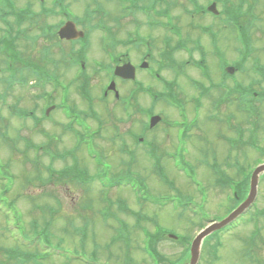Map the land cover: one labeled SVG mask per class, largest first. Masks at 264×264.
Wrapping results in <instances>:
<instances>
[{
  "label": "rangeland",
  "instance_id": "obj_1",
  "mask_svg": "<svg viewBox=\"0 0 264 264\" xmlns=\"http://www.w3.org/2000/svg\"><path fill=\"white\" fill-rule=\"evenodd\" d=\"M208 1L205 0V3ZM233 1L236 3L239 2V0ZM262 1V4L257 9L259 21L255 22V28H251L250 32L252 31V50H254L255 56L264 59V0ZM18 2L19 6L23 7L26 1L20 3V0H18ZM66 3L69 4L74 15L78 17L82 16L83 10L86 8L84 1L67 0ZM107 7L112 13H115L113 7ZM197 7L198 2L196 1L192 4L191 9L194 10ZM18 13L19 8L15 4L13 6V14L17 16ZM114 16L112 15V17ZM168 17L172 19V24L169 28L173 29L172 33L177 37V44L186 53L192 52L197 46L195 38H200V36L196 34L197 32H190L189 35L187 33L189 31L187 26H185L187 32L185 31L186 28L181 30L175 23V18L171 16V11L168 13ZM48 22H54L53 18H49ZM208 23H212V20H208ZM93 24H96L95 21ZM194 25L197 28L202 27L199 21H194ZM128 27L132 28L131 25ZM2 28L3 26H0V31ZM37 33L34 30L32 34ZM99 33V27H95L92 31L94 37H99ZM158 34L161 38L164 34H168V32H159ZM225 34H227V31L215 30L212 39L218 42ZM201 38L207 49L211 51L212 47L208 39L205 41L204 37ZM41 40H38L36 47L30 46L27 42H19L18 46L21 43L20 49H23L27 54H30L34 58L41 57V55L35 54L42 49ZM97 46H99L98 41ZM221 46L228 52L230 60L236 61L239 59L238 51L236 52V50L241 47V44L239 45L236 42V34L233 31L230 39L227 40L226 37L222 38ZM55 50L61 49L55 48ZM181 55V53H178L176 58H179ZM199 55V52H195L193 60H198ZM102 56L103 52L98 48L93 47L91 49V59H103ZM155 57L157 60L159 59V50L155 51ZM182 57V60L186 61L185 56L182 55ZM188 57L189 54H187ZM211 57V55H208L207 60L212 66L214 60ZM3 59L4 56L0 52V64L3 62ZM194 71L188 70L184 72L186 74L182 76L180 81V88L183 91V95L181 96L185 103L187 101L185 107L186 117L188 116L190 120L194 119L197 115L193 111V104L189 103V99L196 95L195 92L197 91L189 86L185 76L196 78ZM70 72L68 78H72L74 75V70H70ZM90 74L92 78L90 95L93 100V109L96 112V117H91L92 114L88 111L90 108L84 105H80V108L82 110L87 109L88 123L92 128V132H95L94 138L92 139V136L89 138L95 146V151L100 153V158L103 163L98 166L91 156H87L83 150L78 151V157L76 159L79 169L82 170V167L86 168L88 170V172H84L87 175L86 178L91 180H88L85 185H81L77 181L73 183L71 181L72 178L60 176L63 170L73 165L71 157L61 156L60 160H56L54 172L52 173L46 169L51 160L50 157L46 156V153H38L34 150L28 151L26 146L19 141L18 130L23 129V124L17 122L16 117L12 114H15L14 111L21 109L23 106L32 107L34 102L37 101L36 97L39 93L36 86L37 82L32 80L27 89L14 87L13 91L8 93V98H6L5 103H2L0 100V113L5 115V121L0 124V128H3L6 124L8 126L9 122L12 128L7 142H4L0 137V164L1 166H6V164L10 165L14 174L12 178L9 167H7L0 168V176L5 177L6 181H10L11 179L15 185V192L22 193V197L17 200L16 205H8V207L10 206L13 214L17 215L16 222L21 226L22 231H26V241H31L35 235L41 240L42 247H38L36 243L33 246L27 244L26 248L33 251L37 246L41 254H49L51 251H54L60 255H64L58 256L56 253L49 254V257L44 261L46 264H107V262L109 264H156L143 249L146 244L145 232L136 225V218L134 216L118 210L117 199L126 200L129 209L140 211L143 217L147 216L152 219L149 223L147 221H144L146 223H142V226L148 229L149 234L155 235L164 232L168 236L175 235L178 238L186 239L189 245H191L193 238L200 232V226L202 224L208 223L210 219L223 220L229 215L232 208L237 206V204H230L229 195L231 192L229 188L225 187L224 190H221L220 188L214 187L212 171L217 174L215 170L218 168L210 169L209 165L217 166V160L220 168L222 166L221 169L227 173L229 169L225 166L228 164L226 161L231 162L228 158L231 153L233 155L232 161L235 164L237 163V165L229 171L231 174L230 178L235 179L236 182H244L242 175L250 174L260 161L264 162V100L255 104L257 111L256 113L253 111L251 114L250 133H245L241 139L236 133L237 136H234L235 139H232V136L228 137L230 133L224 130L216 118L212 121L208 120L212 117L214 103L222 94L218 93L217 90H212L207 96H204L202 101L203 106L198 111L199 114L201 113L199 119L202 121L200 120L201 123H198V127L195 124L189 126L191 133H188V135L192 136V141L194 142L193 152L186 155L188 162L182 161L183 163H181L180 167L183 171L188 170L193 173V164H196L197 178L205 185L201 186L202 193H209V202L205 206V203L202 201V196L197 193L196 186L191 185L185 176L174 171L172 161H164L167 173L164 171L162 161L165 150H155L153 153V150H144L136 147V142L128 133H131L130 131H133V134H135V131L140 132L141 129L139 126L146 122L145 116L139 114L141 112L138 111V106L135 107V111L132 108L129 114L124 103L114 101L113 97L110 98L107 105L99 102L98 97L107 82V74H96L92 67ZM65 77L67 78V75ZM248 79L252 80L254 77L249 76ZM76 87L77 84L71 90L73 94L71 100H75V103L78 104L81 97ZM4 88L6 86L2 85L0 91H3ZM121 90L123 97L127 98L132 91V86L121 84ZM258 91L264 93L262 89ZM4 93L6 95V92ZM55 95L59 98L60 102L62 90H60V94L57 95L55 93ZM101 101L106 102L102 97ZM141 104L145 107L149 106V101H141ZM222 111L224 114H230L232 112L237 115L236 122H240L241 125L245 122V115H240L237 109L235 112L229 105L225 106ZM167 115L172 120H182L179 112H174L173 115L167 113ZM81 120L83 122L82 118ZM224 121L227 124L230 123L228 117ZM90 127L88 125L85 126L86 132L91 130ZM167 129H174L176 131L174 125ZM50 130L56 132L54 128H50ZM98 130L101 132H98ZM23 133L28 135L29 140L34 143L42 142L38 134H33L30 131ZM165 133L172 134L168 130ZM96 134L99 136H96ZM156 136L162 139L163 148L166 149V147L175 146L174 140H165L162 133H158ZM221 137L224 139H232L235 142L240 140L237 147L238 150L233 153L229 151L226 145L227 143L223 144L218 140ZM65 140L66 142L62 146L59 144L61 147L60 150L70 149L73 145V141L70 138ZM50 141L52 140L50 139ZM127 145L131 150L135 151V157L126 152H122V149H125ZM86 146L89 147L88 144ZM47 147L52 152H57L55 147ZM256 147L260 148L257 149ZM182 152H186L184 147L179 149L171 148L167 151L169 156L175 161H181ZM38 158L43 163L44 175L42 177L45 183L40 179L39 169H37L36 163ZM109 165H112L111 169ZM38 166L41 167L40 164ZM242 168L245 169L243 174ZM105 173H108L111 178H119V182L123 185L131 182L136 190L133 187L127 186H122L119 189L110 188L106 189L108 195L105 196L102 193L105 187L96 178V174H98L100 175L99 177H102L106 181V185L110 184L109 179L105 177ZM162 173L170 177L168 185L161 178ZM106 197L113 203L111 209H109L112 215L116 217L110 218L108 222H105L102 218V214L104 218L109 215L106 208L110 205L109 202L105 201ZM10 200H14V194L10 197ZM4 203L7 205L8 201L6 200ZM139 205H142V207L139 208ZM263 208L264 178L260 180L258 195L253 208L235 223V225L239 224L235 229L225 231L220 236L215 237V240L208 241L209 243L204 244L199 264H264V218L261 211ZM20 212L22 213V218ZM32 221H35L41 227L37 232L32 231ZM255 221L259 224L261 231H255ZM121 224L125 225L128 229L129 235L127 236L128 233H125L126 236L124 237L129 238V244L124 241L115 244L112 243V238L118 235ZM5 226H7V219L0 215V248H15L17 245H21L16 243L13 234L9 232H7L8 234L3 233ZM42 227L47 228L48 231H45ZM10 228L14 229L12 222L9 230ZM81 229H87L88 232L87 238L84 241H82V235L79 232ZM17 232L19 234L21 233L19 230ZM260 233L261 235H259ZM256 235L258 237H255ZM250 236L251 239H249ZM216 240H219V243H221L218 249L216 248ZM158 245L160 251L166 257L170 258L171 261L180 258L188 247V244L181 245L166 238ZM45 247H49L51 251L44 249ZM216 249L217 257L214 254L216 253ZM94 252H96L98 258L92 255ZM127 256L130 258L126 261Z\"/></svg>",
  "mask_w": 264,
  "mask_h": 264
},
{
  "label": "flooded vegetation",
  "instance_id": "obj_2",
  "mask_svg": "<svg viewBox=\"0 0 264 264\" xmlns=\"http://www.w3.org/2000/svg\"><path fill=\"white\" fill-rule=\"evenodd\" d=\"M232 1L233 0L224 1L222 5L226 9V12L223 11L218 16L215 15L216 17L208 13L204 7L201 8L200 14L202 17L199 22L203 25V19L212 20V23H207L208 26H211L210 31L212 37L214 31L218 30L227 31V34H225L224 37H226L227 40L230 39L233 31L232 21H235V12ZM14 3L15 2L13 0L2 1L4 7L7 5L11 6ZM20 3H22L21 0ZM177 4L178 3L176 1H172L171 4V0H134L132 1L131 8L128 11H125L126 14L118 11L117 19L122 25V32H125L127 29H132L135 30V39L136 37L139 38L142 36L147 37L149 40L144 42L142 45H136L131 51H123V53L120 54L112 51L111 57L113 60H111L112 62L110 61L109 64H113L105 66L106 72L110 70V83L113 80H116L117 88L118 85L121 84L132 86L133 104L138 106L141 101L146 102V100H148L150 105L153 106V108L148 111V123L146 120L144 126H139L141 133L138 134L139 141L146 144L149 150H153V153L155 150H165V152H167L171 148L179 149L178 145L181 143L179 141V137L182 142L188 139L185 142L186 145L184 148L186 151L193 152L194 142L192 141V136L188 135V133H191V131H189V126H193L195 124L198 127V123H201V119H192L191 123L184 124V126L188 125V127L184 132L181 131L180 135L178 134V131L167 129L170 126L168 121H178L170 119L167 113H171L173 115L174 112H183L186 114L185 107L187 101L185 103L183 97L181 96L183 95V91L180 88L181 78L186 74H184V72L188 70H195L194 73L196 78L187 75L185 77L189 86L197 91L195 92V97L192 96L189 99V103L193 104V111L198 116H201V113L199 114L198 111L203 106L202 101L204 99V86L213 85L217 88H223L226 90L235 87L242 89L251 87V80L248 79L247 76V74H250V71L242 65L244 64V60L242 58L236 61L230 60L228 52L222 48L221 41L224 37H222L218 42L217 40L212 41L214 51H207V57L208 55H211V59L215 58L212 66L208 63V60L206 64L204 59L199 61L200 63H205L204 66H199L201 69L198 68V61H193V66H187L188 58L186 52L182 53V55L185 56L186 61L182 60V55L179 56V58H176L172 63H170L171 61L161 59L157 60L155 58V51L159 50V46H162L164 42L168 44L172 42L171 38H167L168 34H164L161 38L158 34L161 32L158 28L159 25H167V23H170L167 27H171L172 19L168 17V13L171 11V16L175 17V23L180 27V29H183L186 24L187 16H183L180 9L176 8ZM129 25H131L132 28H129ZM44 30L46 31V29ZM54 30L57 32L59 28H47L46 33L41 35V39L47 44L44 45L48 48V50L45 54H41V57H37L32 61L35 62L39 68L37 70L39 77L36 82L37 88L41 94L39 102L40 118L36 123V129L42 136L49 135L52 137L53 140L47 144V146L59 148V144H63L64 140L70 137L71 133L75 131V121L71 118L76 114L75 103H71V100L68 97L64 100L65 103L59 106L58 104H55L57 98L51 93V91H54L57 87L70 90L75 84H77L79 89L87 88L88 90L91 88L92 78L90 74L91 65H89L87 57L88 49L78 52L70 57L67 56L66 52H63L62 55H60L59 50H55L54 48ZM162 38H164L163 41H161ZM48 41H50V45ZM201 51L203 54L204 43H202ZM127 63H131L135 67L134 81L115 78V75H113L117 66H123ZM76 67L79 68L76 70ZM229 67L234 68L235 70L232 74H230L227 70ZM70 70H74L72 78H68V75L71 73ZM166 74H168V76H166ZM66 75L67 78L65 77ZM112 94L114 93L109 92L105 95V97L110 98ZM248 95L249 93H244L245 102L250 101ZM215 103L216 105L221 104L223 107L227 105L222 98H219ZM153 115H159L161 117V121L155 127L150 128L149 120ZM213 115L218 117V115H220V109H213ZM50 128H54L56 132L51 131ZM166 130L170 131L172 134H166ZM158 133H162L165 140H174L175 146L166 147V149L163 148L162 139L160 137L157 138L156 136Z\"/></svg>",
  "mask_w": 264,
  "mask_h": 264
},
{
  "label": "water",
  "instance_id": "obj_3",
  "mask_svg": "<svg viewBox=\"0 0 264 264\" xmlns=\"http://www.w3.org/2000/svg\"><path fill=\"white\" fill-rule=\"evenodd\" d=\"M69 29H70V27H69ZM72 35H74L75 38H76V37H78L81 34H78L77 32H70V37H72ZM263 173H264V165L260 166L254 172L253 177H252V182H251V192H250V196H249L248 200L243 205H241L226 220H224L221 223H217V224L212 225L211 227H209L208 229H206L204 232H202L198 236V238L196 239V241L194 242L193 247H192V260H191V264H197L198 263L199 257H200L201 244H202L203 239L206 236L210 235L214 231H217V230L225 227L229 223H231L238 216H240L255 201V198L257 196V190H258L259 177Z\"/></svg>",
  "mask_w": 264,
  "mask_h": 264
},
{
  "label": "trees",
  "instance_id": "obj_4",
  "mask_svg": "<svg viewBox=\"0 0 264 264\" xmlns=\"http://www.w3.org/2000/svg\"><path fill=\"white\" fill-rule=\"evenodd\" d=\"M161 237H162V236H159V235H158V237H156L155 240H153V241L150 243V248H151L150 250H151V252H152L153 257H155V258L157 259V261H163V260H164L163 255L159 252V250H158V248H157V246H158V242L161 240ZM82 239L85 240L86 237L83 236ZM96 256H97V254L94 253V257H95V258H96Z\"/></svg>",
  "mask_w": 264,
  "mask_h": 264
}]
</instances>
